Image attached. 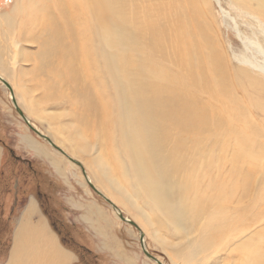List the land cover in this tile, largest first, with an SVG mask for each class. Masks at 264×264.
Listing matches in <instances>:
<instances>
[{"label": "rangeland", "instance_id": "rangeland-1", "mask_svg": "<svg viewBox=\"0 0 264 264\" xmlns=\"http://www.w3.org/2000/svg\"><path fill=\"white\" fill-rule=\"evenodd\" d=\"M64 1L0 0V75L13 87L20 108L29 119L31 118L33 126L48 135L70 157L84 164L91 182L123 210L126 217L138 224L149 252L165 264H242L244 247L240 244L236 251L232 250L234 245L231 244L227 247L221 246L217 252L218 245L215 241L218 239L214 240V234L221 235V232L212 233L210 230L208 232L202 229L203 231L194 230L187 237L183 236L177 227L167 223L158 214L154 205L146 200L147 197L139 198L136 203L133 198L121 194L114 186L115 189L108 177L102 175L94 166V158L101 156L100 158L108 162L107 166L109 165V169L113 171V178L118 180L120 185L127 187L124 189L130 193L136 192L132 179L127 181L121 172L116 173L119 172L117 165L119 167L122 165L117 164L114 152L104 147L107 152L102 154V146L97 135L77 123L78 116L74 110L78 109L75 100H72L77 94V85L73 86L70 82L64 85L55 81L56 66L41 62L39 49L41 41L47 35L45 31L50 26L49 13L53 8L54 14L58 15V7L62 2L66 3ZM121 1L118 3L117 13L130 18L131 22L154 24L160 23L168 13L164 10L163 4L172 2ZM196 2H208L209 13L207 12L206 18L210 26L211 41L227 53L234 67H240L239 59L245 50L243 32L245 35H252L250 27L243 25V3H240L243 0H196ZM87 4L90 7L95 5L93 2ZM110 9L106 3L104 11ZM225 11H229L234 20L225 16ZM85 18L81 20L80 27L83 30L84 26V45L88 63L90 65L94 63L92 65L94 79L92 76L89 78L91 71L84 72L83 69L81 79L87 81L90 89L96 84L95 88H100L104 95H108L114 116L120 110V94L119 91L116 93V82L126 80L133 82L136 78H148L149 72L160 67L161 62L156 58L140 62L138 59L128 61L127 48L116 44L114 46L116 61L114 64H106L103 52L106 39L112 31L109 25L110 15L105 12L99 13L92 22H85ZM14 41L19 42L22 50L20 56L18 52L16 53L18 48L13 46ZM15 53L18 54L17 64L14 61L17 58ZM167 65L171 68V77H176L178 74L176 66L172 63ZM142 68L145 70L140 71ZM62 69L60 68V71L63 73ZM71 73L66 72L67 75ZM239 76L243 78V74H236V77ZM239 91L243 98L241 86ZM9 92L0 81V143L6 145L3 160L7 163L0 169V180L6 179L4 182L6 185L0 187V264H9L11 261L16 245L15 235L20 226L18 229L16 227L32 198L39 206L38 216L44 217L48 230L55 233L56 237L47 232L54 238L51 244L57 245L70 256L67 264H157L143 251L139 240L140 230L119 218L115 208L89 185L80 166L53 148L28 126L17 112ZM210 100L211 96H204L201 102L207 103ZM246 103L248 104L247 101ZM114 119L118 122L115 137L121 140L123 137L119 124L121 120L118 121L115 117ZM204 146L212 147L215 153L222 154L220 158L215 157L210 161L209 165H213L214 168L209 169H224V177L231 179L230 183L243 180V189L245 177L248 176L247 183L250 181L249 186L247 184L248 192L244 193L243 190L242 202L243 242L257 244L261 237L256 234L264 226V176L256 169L258 168L256 164L262 161L259 158L263 153L260 150L264 147V116L258 115L254 118L239 115L234 119L211 121L210 132H206V136L198 145ZM12 155L30 160L33 169L36 167L35 171L29 169L24 162L14 160ZM123 157L127 159L126 156ZM53 163H57L62 172L55 169ZM37 191L42 199L35 197ZM16 195L21 196L18 204L13 203ZM46 203L50 206H46ZM29 205L21 222L33 221L34 214H28ZM11 206L16 207L15 211H9ZM44 208L45 211L52 208L58 215L52 213V219L48 220L47 215L42 213ZM36 223L43 225L41 222ZM70 236L76 238L79 244L69 242ZM206 237L214 241L211 239V242ZM199 239L203 243L206 241L207 245H204L197 259L188 256V253H194L199 246ZM209 242L212 243V247Z\"/></svg>", "mask_w": 264, "mask_h": 264}, {"label": "bare ground", "instance_id": "bare-ground-1", "mask_svg": "<svg viewBox=\"0 0 264 264\" xmlns=\"http://www.w3.org/2000/svg\"><path fill=\"white\" fill-rule=\"evenodd\" d=\"M171 1L163 4L167 15L160 23L154 24L131 22L130 18L117 13L121 0H65L66 3L62 2L58 7V15L54 14L53 8L49 13L50 26L39 49L41 62L56 66L55 81L77 85V94L72 98L78 109H73L78 116L77 123L97 135L102 154L107 152L105 148L114 152L117 164L122 165H117L119 172L116 173L121 172L127 181L132 179L136 192L133 194L124 189L127 187L113 178L108 162L96 156L94 166L108 177L113 187L136 203L139 198L147 197L158 214L177 227L183 236L202 229L221 232V235L214 234V240L218 239L215 241L217 252L221 246L231 244L234 245L232 250L236 251L240 244L244 247L242 264H264V226L256 234L261 237L257 244L243 242L242 202L243 190L248 192V176L245 177L244 189L243 180L230 183L231 179L224 177V169H209L214 168L209 165L210 161L222 154L215 153L212 147H198L206 132H210L211 121L234 119L239 115L264 116V0L240 2L243 3V25L252 30V35L243 32L245 50L239 59L240 67H234L227 53L211 41L206 18L208 2ZM87 2L95 5L90 7ZM106 3L111 8L109 11H104ZM103 12L110 15L112 30L103 52L106 64L115 63L116 44L127 48L128 61L156 58L161 62L160 67L149 72L148 78L116 82L120 110L114 116L108 95L95 88L96 84L90 89L87 81L81 79L82 69L91 71L89 78L92 76L94 79V63H88L84 26L82 30L80 22L84 17L85 22H92L97 14ZM224 15L234 20L229 11ZM13 46L18 48L16 53L22 55L19 42L14 41ZM18 54L15 55L16 64ZM169 63L176 66L178 74L174 78L171 77ZM60 68H63V73ZM66 72L72 73L67 75ZM236 74H243V78L236 77ZM204 96H211L210 102H201ZM114 117L121 120V140L115 137L118 122ZM260 151H263L259 158L262 161L256 164V169L264 176V147ZM53 166L62 172L57 163ZM85 179L91 181L89 175ZM29 209L28 214H34L36 204L30 203ZM118 211L123 213L120 208ZM51 237L44 224L22 221L15 235V250L9 264H67L70 256L51 244L54 239ZM205 243L200 241L194 253H188V256L197 259L207 245Z\"/></svg>", "mask_w": 264, "mask_h": 264}, {"label": "water", "instance_id": "water-1", "mask_svg": "<svg viewBox=\"0 0 264 264\" xmlns=\"http://www.w3.org/2000/svg\"><path fill=\"white\" fill-rule=\"evenodd\" d=\"M0 80L3 82V84L9 89V91L12 93L13 95V98H12V102L17 110V112L20 114V116L25 120V122L28 124V126L39 136L41 137L42 139L46 140L53 148L57 149L59 152H61L63 155L67 156L73 163L77 164L78 166H80L85 174V176H87L86 174V171L84 169V166L83 164L78 161V160H75L74 158L70 157L61 147H59L57 144H55L52 139L44 134L42 131H40L38 128H36L35 126H33V124L29 121V119L27 118V116L25 115V113L23 112V110L20 108V106L18 105V102L15 98V95H14V91H13V87L11 86V84L5 80L4 78H2L0 76ZM89 185L93 188V190H95L100 196H102L106 201H108L112 206L113 208H115V210H119V208L116 206V204H114L109 198H107L101 191H99L96 186L91 182V181H88ZM118 216L119 218H121L123 221L135 226L136 228L139 229V226L136 222H134L133 220H131L130 218L126 217L122 212L118 211ZM140 230V229H139ZM139 240H140V244H141V247L143 249V251L145 252V254L150 258L152 259L153 261H155L157 264H164L163 261H161L159 258H157L156 256H154L153 254H151L149 252V250L147 249L146 247V244H145V237H144V234L143 232L140 230V236H139Z\"/></svg>", "mask_w": 264, "mask_h": 264}, {"label": "flooded vegetation", "instance_id": "flooded-vegetation-1", "mask_svg": "<svg viewBox=\"0 0 264 264\" xmlns=\"http://www.w3.org/2000/svg\"><path fill=\"white\" fill-rule=\"evenodd\" d=\"M6 149H7V148H6ZM8 149H9V148H8ZM12 156H13V155H12ZM13 157H14V160H16L17 162H21V161H22V162H24V164L27 165V167H28L29 169L35 171L36 167L33 169V165H32V163H31L30 160H28V159H23V158H21V157H19V156H13ZM4 165H7V163L3 160V161L1 162L0 169H1V167H3ZM0 181H2V182L0 183V187L2 186V188H3V184H4V182L6 181V179H4V180L1 179ZM5 185H6V184H4V186H5ZM38 188H39V186H38ZM34 195H35V197H39V198L42 199L41 194H40L38 191H37L36 194H34ZM20 201H21V196L16 195V196L14 197L13 203L15 202L14 204H18ZM46 204H47V203H46ZM39 205H40V204H39ZM46 206H50V204H49V205L47 204ZM46 206H45V207H46ZM52 208H53V207H52ZM52 208H50L49 210L47 209V211H45V208L42 209V213L47 215L48 220L52 219V215H53L52 213L58 215V212L53 211ZM15 209H16V207L11 206L10 209H9V211H15ZM63 225H64V224H63ZM69 242H74V243H78V244H79L78 240H77L76 238H74L73 236H70V237H69ZM80 246H81V245H80Z\"/></svg>", "mask_w": 264, "mask_h": 264}, {"label": "crops", "instance_id": "crops-1", "mask_svg": "<svg viewBox=\"0 0 264 264\" xmlns=\"http://www.w3.org/2000/svg\"><path fill=\"white\" fill-rule=\"evenodd\" d=\"M6 146V145H5ZM5 146L2 144V143H0V165H1V162L3 161V156H4V151H5ZM30 203H35L36 205H37V211H35V213H34V215H33V221L34 222H41V223H43L44 225H45V228H46V230H47V232L49 233V235H53V236H55V233H52L51 231H49L48 230V227H47V225H46V220H45V218L43 219L41 216H38V212H39V206H38V204H37V202L35 201V199L34 198H32V199H30V202L26 205V208H25V210H24V212H23V214L21 215V217H20V219H19V222H18V225H17V229H18V227L20 226V222H21V220H22V218H23V216H24V214H25V212L27 211V207H28V205L30 204ZM56 237V236H55Z\"/></svg>", "mask_w": 264, "mask_h": 264}]
</instances>
